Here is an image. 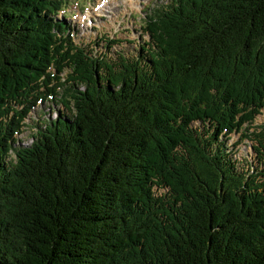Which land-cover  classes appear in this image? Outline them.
Returning a JSON list of instances; mask_svg holds the SVG:
<instances>
[{"label":"trees","instance_id":"trees-1","mask_svg":"<svg viewBox=\"0 0 264 264\" xmlns=\"http://www.w3.org/2000/svg\"><path fill=\"white\" fill-rule=\"evenodd\" d=\"M70 2L0 0V264H264V133L250 173L218 140L264 109V0H171L116 63L74 44ZM45 96L72 118L7 162Z\"/></svg>","mask_w":264,"mask_h":264},{"label":"rangeland","instance_id":"rangeland-1","mask_svg":"<svg viewBox=\"0 0 264 264\" xmlns=\"http://www.w3.org/2000/svg\"><path fill=\"white\" fill-rule=\"evenodd\" d=\"M170 2L171 0H71L64 13L59 12L55 18L60 20L66 17L69 35L77 47L93 57L104 56L107 62L116 63L120 56L126 59L137 58L140 57L141 48L148 50L145 44L149 43V37L142 30L146 17ZM65 24H61L63 28H66ZM83 87L85 86L81 85L80 88ZM63 92L59 90V94L62 95ZM53 99L45 96L37 100L20 121L19 131L13 133L14 142L6 158L7 162L14 161V148L26 147L32 143L38 128L49 125L58 116L72 118L71 104L65 109ZM193 126L202 130L196 123ZM260 132L264 133V109L248 129V138H241L240 133L218 138L239 172L261 170L258 154L253 149L256 147L255 139L250 135ZM258 150L264 155L263 150Z\"/></svg>","mask_w":264,"mask_h":264}]
</instances>
